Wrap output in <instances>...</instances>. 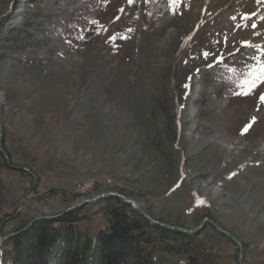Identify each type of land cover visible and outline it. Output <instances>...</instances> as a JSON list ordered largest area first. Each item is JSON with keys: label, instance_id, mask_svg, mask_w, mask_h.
<instances>
[{"label": "rangeland", "instance_id": "374dc122", "mask_svg": "<svg viewBox=\"0 0 264 264\" xmlns=\"http://www.w3.org/2000/svg\"><path fill=\"white\" fill-rule=\"evenodd\" d=\"M70 2L0 0V236L118 192L240 243L205 221L165 264H264V0ZM38 11L85 31L36 37ZM114 202L84 204L81 225Z\"/></svg>", "mask_w": 264, "mask_h": 264}, {"label": "trees", "instance_id": "16d2710c", "mask_svg": "<svg viewBox=\"0 0 264 264\" xmlns=\"http://www.w3.org/2000/svg\"><path fill=\"white\" fill-rule=\"evenodd\" d=\"M70 1L52 0V3L65 8L63 6ZM57 6L50 4L48 9ZM53 13L36 12L37 18L44 17L47 22L37 23L40 34L36 37L53 32L65 38L70 32L80 35L85 31L81 24L76 25L75 20L70 19L75 17L72 14L54 19ZM30 28L31 24L27 29ZM2 35L0 32V37ZM103 199L115 202L107 203L106 223L96 233L81 225L90 220L89 215L82 213L83 205L50 218L34 219L28 228L0 244V248L4 247L2 257H8L12 264H165L164 254L186 253L199 234L152 223L120 198ZM6 243L10 244L9 248H5Z\"/></svg>", "mask_w": 264, "mask_h": 264}, {"label": "water", "instance_id": "95a60500", "mask_svg": "<svg viewBox=\"0 0 264 264\" xmlns=\"http://www.w3.org/2000/svg\"><path fill=\"white\" fill-rule=\"evenodd\" d=\"M2 140V136L0 135V141ZM0 151L3 152L2 149H0ZM7 158V156H6ZM14 168L16 169H19V170H24L26 172H30L29 169L25 168V167H22V166H13ZM107 197H116V198H120L124 203H127L129 204L133 209H135L138 213H140L141 215H143L145 218H147L150 222L152 223H156V224H159L161 226H164V227H167V228H170V229H174V227L172 226H169V225H165L163 223H161L160 221L158 220H155L154 218H152L146 211H144L140 205H138L133 199L131 198H128L118 192H107V193H102L100 195H97V196H94L92 198H89V199H82L81 201L77 202L76 204L72 205L70 208H68L66 211L68 210H71V209H74V208H77V207H81L82 205L84 204H87V203H94L102 198H107ZM40 218H44V217H39V218H36V219H40ZM45 218H50V217H45ZM34 220V219H33ZM31 220L25 227H23L22 229L16 231L15 233H11V234H8L6 236H0V243H2L3 240H6L8 239L9 237L17 234L18 232L20 231H23L25 230L26 228H28V226L32 223ZM205 221H208L212 224V226H214L220 233L228 236L230 239L234 240L235 242L239 243L236 238L231 235L230 233H228L227 231H225L224 229L220 228L216 223H214L213 221L209 220V219H206ZM203 221L201 223V225L195 229H192V230H186V229H182L180 227H176L177 230L179 231H182V232H185V233H194L196 232L203 224L204 222ZM240 244V243H239ZM244 264V263H243Z\"/></svg>", "mask_w": 264, "mask_h": 264}, {"label": "snow or ice", "instance_id": "6c2138e0", "mask_svg": "<svg viewBox=\"0 0 264 264\" xmlns=\"http://www.w3.org/2000/svg\"><path fill=\"white\" fill-rule=\"evenodd\" d=\"M130 2H131V0H130ZM253 27H255V25H253ZM205 55H207V54H205ZM260 76H261V83H264V66H262L260 68ZM251 87L252 88H256L257 85L254 83V84H252ZM249 91H251V89ZM239 94L247 95L249 93L248 92H242V93H239ZM260 99H261V101H264V94H261ZM243 131H247V126L243 129ZM198 203H203V202L202 201H198Z\"/></svg>", "mask_w": 264, "mask_h": 264}, {"label": "built area", "instance_id": "2783aa9c", "mask_svg": "<svg viewBox=\"0 0 264 264\" xmlns=\"http://www.w3.org/2000/svg\"><path fill=\"white\" fill-rule=\"evenodd\" d=\"M84 185H88V183L87 182H81L80 184L77 185V188H76L75 191L78 192L79 191V188L82 187V186H84Z\"/></svg>", "mask_w": 264, "mask_h": 264}, {"label": "bare ground", "instance_id": "6f19581e", "mask_svg": "<svg viewBox=\"0 0 264 264\" xmlns=\"http://www.w3.org/2000/svg\"><path fill=\"white\" fill-rule=\"evenodd\" d=\"M74 125H76V124H74ZM79 189H83V191L85 193L88 190V185H84V186L80 187Z\"/></svg>", "mask_w": 264, "mask_h": 264}]
</instances>
